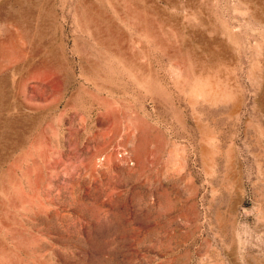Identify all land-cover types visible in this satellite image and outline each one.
Returning a JSON list of instances; mask_svg holds the SVG:
<instances>
[{"label": "rangeland", "instance_id": "rangeland-1", "mask_svg": "<svg viewBox=\"0 0 264 264\" xmlns=\"http://www.w3.org/2000/svg\"><path fill=\"white\" fill-rule=\"evenodd\" d=\"M0 264H264V0H0Z\"/></svg>", "mask_w": 264, "mask_h": 264}]
</instances>
